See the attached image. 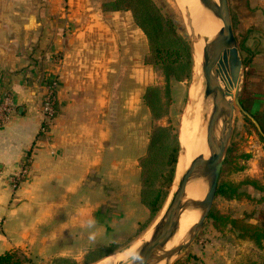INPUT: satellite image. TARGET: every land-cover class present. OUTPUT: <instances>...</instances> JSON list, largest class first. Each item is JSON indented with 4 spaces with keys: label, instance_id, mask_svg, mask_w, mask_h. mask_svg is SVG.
I'll use <instances>...</instances> for the list:
<instances>
[{
    "label": "crops",
    "instance_id": "1",
    "mask_svg": "<svg viewBox=\"0 0 264 264\" xmlns=\"http://www.w3.org/2000/svg\"><path fill=\"white\" fill-rule=\"evenodd\" d=\"M44 1L40 22L24 26L37 35L22 40L33 48L27 55L33 66L10 70L0 60V103L8 96L16 107L0 126V254L11 250L5 239L17 241L14 247L41 237L43 222L45 238L67 231L65 247L79 256L149 218L139 206L138 160L150 132L143 94L156 75L145 63L146 36L130 12H107L103 0ZM250 3L254 92L248 109L264 123V0ZM45 77L57 81L60 113L41 142ZM27 156L30 173L14 186Z\"/></svg>",
    "mask_w": 264,
    "mask_h": 264
},
{
    "label": "trees",
    "instance_id": "2",
    "mask_svg": "<svg viewBox=\"0 0 264 264\" xmlns=\"http://www.w3.org/2000/svg\"><path fill=\"white\" fill-rule=\"evenodd\" d=\"M102 7L107 12L126 11L132 14L134 22L147 39L148 51L145 63L153 68L156 75L154 84L147 87L143 94V101L150 114V132L146 152L138 160L140 201L148 210L149 218L139 226L134 234L115 233L110 244L85 249L81 261L73 257H57L48 264H95L126 248L128 243L132 242L156 220L176 177L181 146L177 128L171 123L170 118L172 84L173 82L184 83L191 80L193 56L189 41L179 33L174 21L164 14L153 0H103ZM230 12L235 37L245 67L240 103L249 112L248 105L254 92L250 81L253 75L251 66L253 54L247 46L250 33L247 28L250 27L252 19L249 0H230ZM45 81H47L46 77ZM59 113L60 108L57 102L54 108V117H57ZM245 119L244 128L249 133L256 132L264 147V123L254 118L259 124L260 130H258L251 120ZM50 129L51 127L46 125L44 131L39 133L37 140L45 141ZM238 151V143L233 139L221 171L216 198L240 200L245 197L250 199V194L242 190L244 186H251L254 190L264 193V185L259 184L256 180L247 179L237 184L224 180L226 175L244 170V166L238 162L239 159L248 160L251 158V155L239 154ZM258 202L264 203V198ZM245 216L244 219L233 218L222 214L214 207L208 220L217 230L230 227V231L237 238L249 240L261 248L264 244V208ZM0 264H29V260L20 252L8 251L0 254ZM176 264L181 263L177 262ZM261 264H264V261Z\"/></svg>",
    "mask_w": 264,
    "mask_h": 264
},
{
    "label": "rangeland",
    "instance_id": "3",
    "mask_svg": "<svg viewBox=\"0 0 264 264\" xmlns=\"http://www.w3.org/2000/svg\"><path fill=\"white\" fill-rule=\"evenodd\" d=\"M153 1L162 9L164 14L174 21L179 33L188 39L192 52L193 38L191 37L190 21L187 20L188 18H186L185 14V16L183 15L184 12L180 10L177 0ZM44 5V0H0V60L6 69L11 70L15 67H19L24 70L25 68H31L33 66L31 57H29V60L27 59L28 52L33 48H30L27 43H23L22 40L29 39L32 37V34L35 40L37 35L35 32L25 31L24 26L29 23L30 20H34L33 22L35 23L39 21L40 15L38 10L42 9ZM48 80L50 81V79ZM190 82L191 80L184 83L173 82L172 84L170 118L171 123L177 128L178 137L179 126L182 120L181 116L183 115V110H185L184 108H186L185 106H187L186 102L188 101V88ZM245 123V117L237 110L235 113L232 140L234 139L238 143L239 154L251 155V158L248 160L239 159L238 162L241 166H244V170L241 172H232L226 175L224 180L237 184L250 179L256 180L259 184L264 185V158L258 155V152H260L259 147L263 149V144L256 132L249 133L244 128ZM29 173L30 171L19 182L25 180ZM177 175H179V173H177ZM178 179V177H175L172 188L170 189V195L162 211L157 215L156 220L139 235L140 237L138 236L132 242L128 243L126 246L127 248H123L124 250L122 249L108 257L114 255L118 256L121 252L122 255L120 254L119 257L125 256L132 248L139 245V242L143 239V235L145 236L146 234L145 232L149 229H153L164 216L172 201L171 196L176 185L178 187L180 180ZM12 184L14 186L16 185L14 182H12ZM242 190L250 194V199L245 197L240 200L216 198L213 208L216 207L222 214L238 219H244L246 214H251L255 210L257 211L264 208V203L258 202L264 198V193L262 194L254 190L251 186H244ZM139 206L147 213H144L145 216H148V210L142 205L141 201ZM40 224L43 232L40 233V231H38L37 234H41V237L37 239L20 240V245L14 247V242L17 241L5 239V242H9V246L7 247H11L10 251H17L23 254L29 260V264H48L57 257H73L81 261L82 254L79 256H71V252L74 248L72 246L65 247V244H69L70 242V240L66 238V236L69 235L67 231L61 233L62 238L60 239L45 238L44 236L48 234L46 231L49 229V225H44L43 222ZM141 224H139V226ZM138 228L134 231L130 230L127 234H134ZM1 240L3 241L4 239H0V246L2 243ZM81 241H86V239ZM11 243L13 245H11ZM3 251L4 249L0 248V253ZM173 261V264L177 262L181 264H261L264 261V244L259 248L249 240L237 238L236 235L230 231V227H225L219 231L207 220L196 241L189 249L184 250L180 255L175 257Z\"/></svg>",
    "mask_w": 264,
    "mask_h": 264
},
{
    "label": "water",
    "instance_id": "4",
    "mask_svg": "<svg viewBox=\"0 0 264 264\" xmlns=\"http://www.w3.org/2000/svg\"><path fill=\"white\" fill-rule=\"evenodd\" d=\"M201 1L207 4L223 25L212 40L203 39V47L196 49V54L201 55L202 58L201 70L206 86L205 96L212 97L213 100V110L206 128V147L210 155L207 159L203 155L194 158L189 167L182 172L168 209L152 229L149 240L135 253L130 264H173L175 257L190 248L213 209L221 171L234 133L236 111L238 110L245 118L251 120L260 130L257 121L240 103L245 67L233 29L229 0ZM200 41V37L193 38V67L194 45ZM229 65L236 71L233 77L234 83L229 84L230 89L222 85ZM234 87L233 93L231 90ZM181 152H183L182 146ZM194 179L204 182L205 193L201 200L186 198L187 186ZM188 208L200 213L198 221L189 229L186 240L167 249L168 243L177 233L181 215Z\"/></svg>",
    "mask_w": 264,
    "mask_h": 264
},
{
    "label": "bare ground",
    "instance_id": "5",
    "mask_svg": "<svg viewBox=\"0 0 264 264\" xmlns=\"http://www.w3.org/2000/svg\"><path fill=\"white\" fill-rule=\"evenodd\" d=\"M214 1L217 2V0ZM177 2L180 10L184 12L183 15L185 14L186 18H188L187 20L190 21L191 37L201 38V41L194 45V67L192 71V79L188 88V101L186 102L187 106H185V110H183V115L181 116L182 120L179 126V141L183 152L179 155L176 178L178 177L180 179L182 172L189 167L194 158L203 155L205 159H207L210 155L206 147V128L210 114L213 110V100L212 97L206 98L205 96L206 86L201 70L202 58L201 55L196 54V49L198 50L199 47H203V39L212 40L218 34L223 25L222 22L214 16L212 10L207 4L205 5L201 0H177ZM235 75L236 71L234 67L229 65V67L226 68V74L223 78V87L225 85L230 89L229 84L230 82L234 83L233 77ZM231 92H235V87ZM177 173H179V175H177ZM176 189L177 185L175 190ZM204 193V182L199 179H194L187 186L186 198L191 200H201L203 199ZM199 214L198 211H194L190 208L183 212L177 233L168 243L166 247L167 249L173 248L186 240L187 233L198 221ZM151 231L152 229H149L145 232V236L142 234L143 239L139 242V245L132 248L125 256L119 257L122 253L121 252L118 256L114 255L107 257L96 264H130L138 249L149 240Z\"/></svg>",
    "mask_w": 264,
    "mask_h": 264
},
{
    "label": "built area",
    "instance_id": "6",
    "mask_svg": "<svg viewBox=\"0 0 264 264\" xmlns=\"http://www.w3.org/2000/svg\"><path fill=\"white\" fill-rule=\"evenodd\" d=\"M58 100L59 99L57 96V81L52 80L45 85V89L41 97V109H40V114L42 118L40 123L41 132L44 131V127L46 125H48L49 127L53 125L54 120L56 118L54 117V108ZM15 110L16 107L13 102V99L8 96L4 97L2 102L0 103V126H2L8 121V119L15 112ZM29 163H30V157L27 156L23 162V166L20 170V173L17 176H15V178L12 180L14 184L17 185V182L28 174L29 171L27 169Z\"/></svg>",
    "mask_w": 264,
    "mask_h": 264
}]
</instances>
